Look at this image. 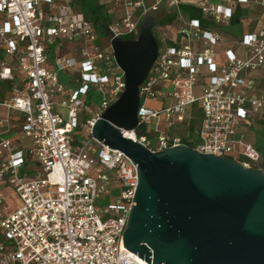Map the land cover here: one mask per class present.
Returning a JSON list of instances; mask_svg holds the SVG:
<instances>
[{
  "label": "built area",
  "instance_id": "obj_1",
  "mask_svg": "<svg viewBox=\"0 0 264 264\" xmlns=\"http://www.w3.org/2000/svg\"><path fill=\"white\" fill-rule=\"evenodd\" d=\"M75 1L0 0V264H140L123 246L136 165L91 131L125 88L111 39H137L167 0L104 3L112 16L105 49ZM179 3L170 1L176 17L153 33L158 55L139 88L132 139L150 152L187 146L260 169L264 156L249 129L264 119V93L251 76L264 71V21L239 37L230 22L238 6L264 9V0L190 3L200 18L179 12ZM90 90L98 101H87ZM193 105L201 113L194 135L172 134L188 128ZM19 134L32 143L28 156L16 146Z\"/></svg>",
  "mask_w": 264,
  "mask_h": 264
},
{
  "label": "water",
  "instance_id": "obj_2",
  "mask_svg": "<svg viewBox=\"0 0 264 264\" xmlns=\"http://www.w3.org/2000/svg\"><path fill=\"white\" fill-rule=\"evenodd\" d=\"M154 26L147 16L137 39H111L125 88L91 131L136 165L123 246L147 264H264V163L243 168L187 146L150 152L127 136L138 127L139 88L158 55ZM259 148L264 156V141Z\"/></svg>",
  "mask_w": 264,
  "mask_h": 264
},
{
  "label": "trees",
  "instance_id": "obj_3",
  "mask_svg": "<svg viewBox=\"0 0 264 264\" xmlns=\"http://www.w3.org/2000/svg\"><path fill=\"white\" fill-rule=\"evenodd\" d=\"M76 9L83 12L84 16L91 22L94 27L95 32L98 36L106 35L109 24L112 21V16L108 12L107 5L104 3H99L98 0H76L75 1ZM259 8V7H258ZM177 10L184 15H187L190 18H200V11L192 6L189 2H180L177 6ZM248 12V7L238 6L234 12V15L230 22V27L234 28L240 24V21L244 18V16ZM261 16H259L255 22L254 27H259V25L264 21V9H261ZM176 17V12L171 11L164 15L160 20L156 21L155 26L167 25L171 23ZM246 26L242 27L241 35L246 32ZM131 37H126L125 40H129ZM59 79L62 83H68L65 75L60 74ZM7 87V86H6ZM7 95L0 97V99L6 97ZM87 101H98V95L90 90L87 95ZM201 120V113L197 105H193L190 113V121H189V132L194 135L196 127L198 126ZM259 124L262 126L261 132H264V121H259ZM140 133L147 134V131L141 129ZM264 141V140H263Z\"/></svg>",
  "mask_w": 264,
  "mask_h": 264
},
{
  "label": "rangeland",
  "instance_id": "obj_4",
  "mask_svg": "<svg viewBox=\"0 0 264 264\" xmlns=\"http://www.w3.org/2000/svg\"><path fill=\"white\" fill-rule=\"evenodd\" d=\"M99 3H108L110 0H98ZM170 1H173V0H167V8H163V9H157L153 12H151L149 14V16H152L154 17L155 19V24H156V21L160 20L164 15H166L167 13H170L171 11H173V7L172 6H169V3ZM179 2H187V0H177ZM189 1H194V2H197L199 0H189ZM192 2H189V3H192ZM243 7H248V12L247 14L244 16V18L240 21V24L236 27L233 28V33L236 37H239L241 36V33H242V27L246 26V30H251L252 28H254L255 26V22L257 20V18L259 16H261V8H258L256 7V5L254 4H250L248 6H243ZM166 25H161V26H155L153 27V33L156 35H158L159 33V30L158 28L160 27H164ZM158 27V28H156ZM95 45L100 47V48H108L109 47V41L106 37V35H103V36H98L96 38V41H95ZM222 47L224 48H230V49H233V50H238L237 47H233V45L230 43V42H224ZM259 72H253L251 75H256L258 74ZM65 78L68 82V78L66 75H65ZM7 91V88L6 87H2L0 86V97L4 96V94H7L6 93ZM193 94L195 97L199 96L200 94V87L199 86H196L194 88V91H193ZM148 106L150 107H157V103H149ZM81 122V120H80ZM161 128V126H160ZM258 131H255L252 128H250V133L254 135L255 137V140H256V143L258 145V147L261 145V143L263 142L264 140V132H261L262 130V126L259 124L258 125ZM185 132H189V128L187 127H180V126H176V128H174L172 130V134H177V135H182L184 134ZM19 137H20V141L16 143V146L21 148L24 153L28 156L29 155V151L31 150L32 148V143L30 141V139L28 138V136H26L25 134H19ZM93 148L96 149L97 148V145L94 144L93 145ZM31 158V156H29ZM119 194V190L118 189H115V188H112V190L110 191V195L111 197H116L117 195ZM6 200L8 201V203H10V205L13 207L16 203H17V198L15 195L13 194H9L7 193V197H6Z\"/></svg>",
  "mask_w": 264,
  "mask_h": 264
},
{
  "label": "crops",
  "instance_id": "obj_5",
  "mask_svg": "<svg viewBox=\"0 0 264 264\" xmlns=\"http://www.w3.org/2000/svg\"><path fill=\"white\" fill-rule=\"evenodd\" d=\"M187 2H192V1L187 0ZM257 72H259V73L256 74V75H251V76L257 81L260 91L264 93V71L263 70H258ZM259 121H264V119H262V120H255V122L253 124V129L255 131H258L257 128H258V125H259ZM252 140L254 142H256L254 136L252 137Z\"/></svg>",
  "mask_w": 264,
  "mask_h": 264
},
{
  "label": "bare ground",
  "instance_id": "obj_6",
  "mask_svg": "<svg viewBox=\"0 0 264 264\" xmlns=\"http://www.w3.org/2000/svg\"><path fill=\"white\" fill-rule=\"evenodd\" d=\"M127 136H129V137H131V138L134 137L132 133H128ZM135 257L137 258V260H138V262H139L140 264H147L146 262H144L142 259L138 258L137 256H135Z\"/></svg>",
  "mask_w": 264,
  "mask_h": 264
}]
</instances>
